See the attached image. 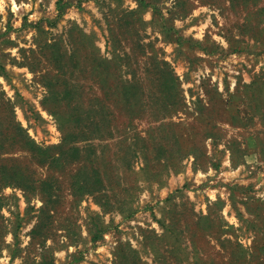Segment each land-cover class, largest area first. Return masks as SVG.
Wrapping results in <instances>:
<instances>
[{
  "label": "rangeland",
  "instance_id": "374dc122",
  "mask_svg": "<svg viewBox=\"0 0 264 264\" xmlns=\"http://www.w3.org/2000/svg\"><path fill=\"white\" fill-rule=\"evenodd\" d=\"M89 108L111 135L77 141L104 184L80 196L22 142ZM1 126L37 185L0 190V264H264V0H0Z\"/></svg>",
  "mask_w": 264,
  "mask_h": 264
},
{
  "label": "trees",
  "instance_id": "16d2710c",
  "mask_svg": "<svg viewBox=\"0 0 264 264\" xmlns=\"http://www.w3.org/2000/svg\"><path fill=\"white\" fill-rule=\"evenodd\" d=\"M60 54L54 56V63L59 68L60 71H63L66 67V62L63 63L60 61ZM68 60V58H66ZM94 63L96 64L93 68L92 72H96L95 76L97 78L103 77L101 72L99 71V65H101L102 61L99 57H94ZM161 78L163 81V91H169V89H173L175 86V78L173 77L170 71H162ZM99 76V77H98ZM65 81V80H63ZM168 83H171L172 86H169ZM135 87L124 88L122 90V94L125 98V103L130 104L131 99L134 96L131 91ZM70 89L65 85L62 89V93L57 90L56 93L59 95H63L62 98L65 99L70 93ZM102 108H89L87 110H78L73 109L69 111L64 118V123L70 126H73L68 130H65V134L61 139V143L52 147H43L35 144V142L27 137V135H23L25 130H23L19 126L6 127L3 131L2 126L0 127V156L2 152V148L7 140L12 139L13 143H15V138L17 135H23L24 141L22 142V147L26 149L30 158L36 161L39 164H49L52 165L54 163L59 162L60 160H66L71 163L81 164L83 160H88L93 154V148L89 146L85 151V155H82V148L77 146V141H86L91 140V138H103L106 133L110 136L111 132H109L107 127V121L105 120L104 115H106ZM75 123V125H74ZM10 127V128H9ZM92 128V129H90ZM10 131V134H9ZM19 131V132H18ZM125 154H132L133 151L129 152L128 148ZM134 153H137L134 151ZM9 160H3L0 157V190L7 186L17 187L21 190H34L36 189L37 181L34 180L32 175L28 170H24L20 161L13 158H8ZM7 161V162H6ZM10 162V163H9ZM93 162V161H92ZM88 169V170H87ZM70 189L74 194H78L80 196L93 193L95 191H99L103 186V177L102 174L95 167L90 168L87 164H81L75 171V174L72 175L70 180ZM42 185L44 191H47L49 194L53 193L52 182L49 179H46L39 184ZM3 206V197L0 195V208Z\"/></svg>",
  "mask_w": 264,
  "mask_h": 264
}]
</instances>
